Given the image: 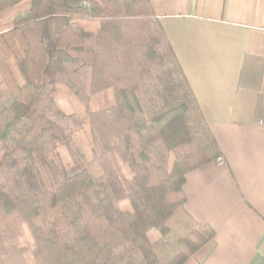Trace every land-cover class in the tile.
<instances>
[{"label":"trees","instance_id":"trees-1","mask_svg":"<svg viewBox=\"0 0 264 264\" xmlns=\"http://www.w3.org/2000/svg\"><path fill=\"white\" fill-rule=\"evenodd\" d=\"M221 158L149 0H0V264H185Z\"/></svg>","mask_w":264,"mask_h":264},{"label":"crops","instance_id":"crops-1","mask_svg":"<svg viewBox=\"0 0 264 264\" xmlns=\"http://www.w3.org/2000/svg\"><path fill=\"white\" fill-rule=\"evenodd\" d=\"M220 149L185 175L215 237L185 264H264V0H149Z\"/></svg>","mask_w":264,"mask_h":264},{"label":"rangeland","instance_id":"rangeland-1","mask_svg":"<svg viewBox=\"0 0 264 264\" xmlns=\"http://www.w3.org/2000/svg\"><path fill=\"white\" fill-rule=\"evenodd\" d=\"M78 171H79V167L77 166L73 170V172L74 173H77ZM121 210H123V211H130L131 210V207H130L129 203H123L121 205ZM158 238H159V234L156 231H152V232L149 233V239H150L151 242H155L156 240H158Z\"/></svg>","mask_w":264,"mask_h":264}]
</instances>
